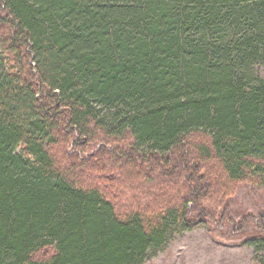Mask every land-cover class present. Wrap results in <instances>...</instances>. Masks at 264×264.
Instances as JSON below:
<instances>
[{
	"label": "trees",
	"instance_id": "trees-1",
	"mask_svg": "<svg viewBox=\"0 0 264 264\" xmlns=\"http://www.w3.org/2000/svg\"><path fill=\"white\" fill-rule=\"evenodd\" d=\"M263 67L264 0H0V264L264 239L225 213L264 186Z\"/></svg>",
	"mask_w": 264,
	"mask_h": 264
},
{
	"label": "rangeland",
	"instance_id": "rangeland-1",
	"mask_svg": "<svg viewBox=\"0 0 264 264\" xmlns=\"http://www.w3.org/2000/svg\"><path fill=\"white\" fill-rule=\"evenodd\" d=\"M260 71L264 75V67ZM225 213L239 222L248 215L264 219V186H240L228 199ZM259 260H264V239L214 235L209 226L201 225L173 233L163 249L143 264H255Z\"/></svg>",
	"mask_w": 264,
	"mask_h": 264
}]
</instances>
